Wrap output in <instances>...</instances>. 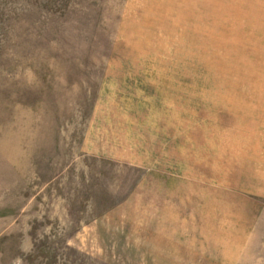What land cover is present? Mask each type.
Instances as JSON below:
<instances>
[{"label":"rangeland","instance_id":"rangeland-1","mask_svg":"<svg viewBox=\"0 0 264 264\" xmlns=\"http://www.w3.org/2000/svg\"><path fill=\"white\" fill-rule=\"evenodd\" d=\"M0 264H264V0H0Z\"/></svg>","mask_w":264,"mask_h":264}]
</instances>
